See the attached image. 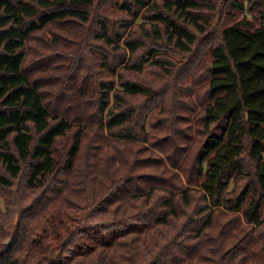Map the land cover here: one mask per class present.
Instances as JSON below:
<instances>
[{
	"label": "trees",
	"instance_id": "obj_1",
	"mask_svg": "<svg viewBox=\"0 0 264 264\" xmlns=\"http://www.w3.org/2000/svg\"><path fill=\"white\" fill-rule=\"evenodd\" d=\"M232 7L0 0V264H264V0Z\"/></svg>",
	"mask_w": 264,
	"mask_h": 264
},
{
	"label": "rangeland",
	"instance_id": "obj_2",
	"mask_svg": "<svg viewBox=\"0 0 264 264\" xmlns=\"http://www.w3.org/2000/svg\"><path fill=\"white\" fill-rule=\"evenodd\" d=\"M239 1L242 3L243 9L232 7L229 10H227L226 16L223 18L222 24L224 26H227V25H230L234 22L240 21V20L245 18V19L251 21L253 23L252 28H255L258 25V22L253 18V15H254L253 11L251 12L250 10L247 9V7H246L247 0H239ZM58 48L63 49L59 45H58ZM39 56H41V55H38L37 57H39ZM42 56L44 58L47 57L46 54H43ZM45 61H46V59H45Z\"/></svg>",
	"mask_w": 264,
	"mask_h": 264
},
{
	"label": "built area",
	"instance_id": "obj_3",
	"mask_svg": "<svg viewBox=\"0 0 264 264\" xmlns=\"http://www.w3.org/2000/svg\"><path fill=\"white\" fill-rule=\"evenodd\" d=\"M44 264H46V263H44Z\"/></svg>",
	"mask_w": 264,
	"mask_h": 264
}]
</instances>
